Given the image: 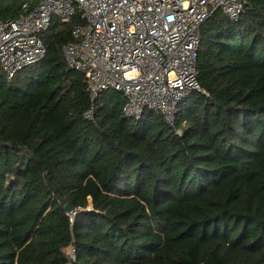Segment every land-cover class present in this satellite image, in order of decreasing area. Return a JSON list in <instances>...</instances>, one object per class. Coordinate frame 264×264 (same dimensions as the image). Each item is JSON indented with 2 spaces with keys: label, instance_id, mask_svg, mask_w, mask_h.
Listing matches in <instances>:
<instances>
[{
  "label": "trees",
  "instance_id": "1",
  "mask_svg": "<svg viewBox=\"0 0 264 264\" xmlns=\"http://www.w3.org/2000/svg\"><path fill=\"white\" fill-rule=\"evenodd\" d=\"M39 2L0 0V20ZM82 23L53 17L45 58L0 71V264H264V0L201 26V90L173 125L125 116L117 90L85 118L62 52Z\"/></svg>",
  "mask_w": 264,
  "mask_h": 264
},
{
  "label": "built area",
  "instance_id": "2",
  "mask_svg": "<svg viewBox=\"0 0 264 264\" xmlns=\"http://www.w3.org/2000/svg\"><path fill=\"white\" fill-rule=\"evenodd\" d=\"M245 0H40L15 19L0 20V71L9 79L46 56L41 38L53 17L70 18L77 10L82 24L74 43L63 45L68 65L85 75L91 106L84 116L95 118V101L106 90L122 92L125 116L145 111L168 124L180 103L201 90L197 58L200 29L221 9L237 21ZM74 217L73 212H69ZM74 219V218H73ZM71 258H75L72 248Z\"/></svg>",
  "mask_w": 264,
  "mask_h": 264
},
{
  "label": "water",
  "instance_id": "3",
  "mask_svg": "<svg viewBox=\"0 0 264 264\" xmlns=\"http://www.w3.org/2000/svg\"><path fill=\"white\" fill-rule=\"evenodd\" d=\"M65 208L68 212H73V213H76L77 212V209L74 207V205H72L71 203H67L65 205Z\"/></svg>",
  "mask_w": 264,
  "mask_h": 264
},
{
  "label": "rangeland",
  "instance_id": "4",
  "mask_svg": "<svg viewBox=\"0 0 264 264\" xmlns=\"http://www.w3.org/2000/svg\"><path fill=\"white\" fill-rule=\"evenodd\" d=\"M72 248H73V247L69 248V251H68L69 253H71V252H72Z\"/></svg>",
  "mask_w": 264,
  "mask_h": 264
}]
</instances>
